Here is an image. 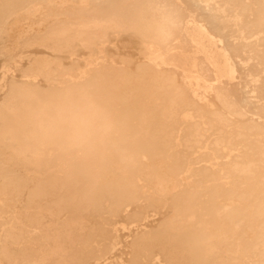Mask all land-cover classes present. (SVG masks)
Instances as JSON below:
<instances>
[{"label": "bare ground", "instance_id": "bare-ground-1", "mask_svg": "<svg viewBox=\"0 0 264 264\" xmlns=\"http://www.w3.org/2000/svg\"><path fill=\"white\" fill-rule=\"evenodd\" d=\"M0 264H264V0H0Z\"/></svg>", "mask_w": 264, "mask_h": 264}, {"label": "rangeland", "instance_id": "rangeland-1", "mask_svg": "<svg viewBox=\"0 0 264 264\" xmlns=\"http://www.w3.org/2000/svg\"><path fill=\"white\" fill-rule=\"evenodd\" d=\"M121 40L123 41V39H121ZM74 50H75V53L76 54H78V55L82 54V51L78 50L77 48H74ZM112 51H117L118 53H120L122 55L123 54L130 55L132 57V60H135V56H133L134 52L131 49H126V48L121 49V48H118V49L115 50L114 48H111V47L106 49V52L107 53H110ZM34 55H36V56H49V53L44 52V51L43 52L42 51H33L32 52V56H34ZM62 61H63V63H64L65 66H68V65L71 64L70 62H68V60L65 57H62ZM80 65H81L80 62H75L72 67H76V66H80ZM26 66H27V62L25 60H22L19 63V69H21V68L23 69ZM120 236H121V234H120ZM126 252H127V249L126 248H123L122 251H121V254H119L118 258H120L121 260H125L126 257H127Z\"/></svg>", "mask_w": 264, "mask_h": 264}]
</instances>
